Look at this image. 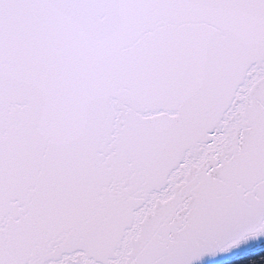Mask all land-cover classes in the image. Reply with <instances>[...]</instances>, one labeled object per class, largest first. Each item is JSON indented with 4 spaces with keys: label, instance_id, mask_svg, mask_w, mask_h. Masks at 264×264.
Segmentation results:
<instances>
[{
    "label": "snow or ice",
    "instance_id": "6c2138e0",
    "mask_svg": "<svg viewBox=\"0 0 264 264\" xmlns=\"http://www.w3.org/2000/svg\"><path fill=\"white\" fill-rule=\"evenodd\" d=\"M0 264H264V0H0Z\"/></svg>",
    "mask_w": 264,
    "mask_h": 264
}]
</instances>
